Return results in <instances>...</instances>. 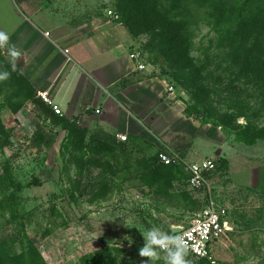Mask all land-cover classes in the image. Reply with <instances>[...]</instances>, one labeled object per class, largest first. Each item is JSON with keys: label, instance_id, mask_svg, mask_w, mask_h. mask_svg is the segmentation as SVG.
<instances>
[{"label": "rangeland", "instance_id": "1", "mask_svg": "<svg viewBox=\"0 0 264 264\" xmlns=\"http://www.w3.org/2000/svg\"><path fill=\"white\" fill-rule=\"evenodd\" d=\"M116 3L0 0V31L22 53L13 71L7 51L0 49V71L11 73L0 82V252L16 259L13 264H142L140 232L155 225L178 233L213 197L228 210L233 231L213 246L212 261L192 259L193 264H264V95L256 83L262 66L253 64L256 73L250 81L241 78L237 85L242 92L234 96L220 93L215 78L212 82L203 79L214 92L204 108L195 110V98L180 87L175 72L154 62L150 42L157 31L134 33L112 20L108 11L118 15ZM203 3L192 2L191 16H183L192 24L190 53L197 65L207 57L217 58L215 62L220 59L225 52L223 40L230 36L236 19L249 23L261 18L258 32H264V0H224L220 6L217 1ZM210 4L216 8L214 12ZM49 12L64 14L66 22L62 23L75 30L94 23L111 44L138 53L140 62L149 67L148 78L159 77L173 88L174 98L190 122L191 127L184 128L186 140L170 131L178 145L164 147L155 133L149 139L124 134L127 141L121 142L116 134L85 127L69 114L55 117L38 97L47 68L42 61L31 60V50L45 31L36 26L34 16ZM67 28H59L55 36L66 35ZM223 84L228 85L225 80ZM23 89L35 92L25 100ZM236 97L240 99L236 101ZM134 138L144 149L142 161L152 169L165 171L158 160L160 152L176 159L167 170L175 178L170 193L176 197L158 198L142 186L137 175L140 168L134 162L139 160L132 162L130 170L118 173L114 169L117 176L104 174L109 163L114 167L118 163L121 152L117 148L132 147ZM99 141L105 147L98 148ZM209 160L215 167L206 176L208 187L191 190L187 167ZM185 194L189 196L186 201ZM125 236L135 241L132 247ZM157 264H163V259Z\"/></svg>", "mask_w": 264, "mask_h": 264}, {"label": "crops", "instance_id": "2", "mask_svg": "<svg viewBox=\"0 0 264 264\" xmlns=\"http://www.w3.org/2000/svg\"><path fill=\"white\" fill-rule=\"evenodd\" d=\"M34 19L41 32L49 33L43 32L31 50L32 63L42 61L48 71L41 91L37 90L48 92L64 116L69 114L85 127L116 135L149 139L155 133L164 147L180 143L170 131L186 140L184 128L190 122L174 93L168 91L165 80L148 78V66L139 70L128 47L111 44L94 23L75 30L62 23L66 22L64 14L42 13ZM67 26L66 35L55 36L59 28Z\"/></svg>", "mask_w": 264, "mask_h": 264}, {"label": "trees", "instance_id": "3", "mask_svg": "<svg viewBox=\"0 0 264 264\" xmlns=\"http://www.w3.org/2000/svg\"><path fill=\"white\" fill-rule=\"evenodd\" d=\"M116 1L120 24L130 28L134 33L157 31L152 39L153 41L150 42V46H152V48L154 46L153 51L150 52L153 53L152 56L155 60L154 62L166 65V67L168 66L173 73L175 72L174 74L176 75L180 87L188 90L195 98V110H201V108H204L208 104L211 94L214 92L213 87L210 89L209 86L204 83L203 79H208L212 82L213 78H215V80H218L217 85L219 84L220 90L218 91L220 93L226 92V94L230 93L231 96H234L239 92H242L237 85L241 78L245 77V80L250 81L251 76H254L256 73V71L252 70L253 64L262 66L260 77L257 78L258 80H256V83L258 89L264 95V32L263 34L258 32L261 18L258 19V17H256L255 19H251L249 23L243 20V22H241V20L236 19V21L231 24L232 30L230 36H227V38L223 40L222 48L225 52L219 57L220 59L215 62L217 58L213 59L212 57H207L204 58L205 62L197 65V60L192 57L190 53V27L192 24L186 19H183V16L187 14V17L191 16L190 5L192 2L204 6L203 0ZM209 1H217L219 6L224 2V0ZM210 6L214 12L216 8L211 4ZM261 27H264L263 20L261 21ZM154 40H158V43ZM262 52L263 55L261 56ZM261 58L263 59L261 60ZM209 67H213L215 70L208 73ZM235 70L236 72H234ZM214 73H217L218 76H214ZM21 79L26 85H28L23 78ZM224 80L228 83L226 87L223 84ZM24 91L25 89L22 90V92ZM31 91H25L24 94H27L25 100L32 97V94L35 91ZM239 99V97H236V101ZM50 111L52 112L51 109ZM52 114L55 117L63 118L56 116L53 112ZM141 142L144 145L146 144L143 141ZM97 144V147L100 149L105 147L102 141L97 142ZM131 144L133 145L132 147L126 145L118 147L116 143L114 144L121 152V156L115 167L113 165L111 166L108 162L109 164L107 166L109 171H105L104 174L109 172V174H113V177L117 176L119 172L130 170L134 160H139L134 162L138 163L136 166L140 168L137 175L139 176L138 180H140L141 185L148 187V189L154 192L158 198L166 199L168 197H176L170 193L172 188L171 182L175 180L172 170L167 171L170 169V166H164L163 168L165 171L163 172L156 168L152 169L150 165H147L142 161L143 158L141 157L144 156V149H140V140L134 138ZM105 150L106 148H103V152ZM83 151L84 147L82 146V152ZM122 163H125V165H122ZM114 169H118V173H116L117 171L115 172ZM105 181H103L105 183L104 185H109ZM36 182L38 185H41L40 181ZM184 199L186 201L189 199V196L185 194ZM100 254L101 252L96 253L97 256H100ZM106 254L107 257L111 259V262H115L110 254ZM96 255L95 257H97ZM15 260L16 259L0 252V264H13V261Z\"/></svg>", "mask_w": 264, "mask_h": 264}, {"label": "built area", "instance_id": "4", "mask_svg": "<svg viewBox=\"0 0 264 264\" xmlns=\"http://www.w3.org/2000/svg\"><path fill=\"white\" fill-rule=\"evenodd\" d=\"M108 16L114 20L119 21V16L108 11ZM49 34L46 33V36ZM68 53V51H66ZM132 60L137 61L139 70H146L147 66L141 63V57L138 53L130 55ZM169 92L173 91L172 87L168 88ZM38 97L48 106L52 112L59 117L64 116V112L51 98L48 92H39ZM121 142L127 141V136L117 135ZM158 160L164 166L173 165L176 159L169 157L166 153L160 152ZM214 162L209 160L201 163H194L187 167L189 178L187 184L191 190H202L208 187L206 176L214 169ZM233 231V225L228 213V210L220 205L215 198L211 197L205 204L204 209L197 215L192 223L186 228L179 231L177 234L183 235L185 240L190 245L191 259L212 261L213 251L212 248L215 244L219 243L224 237Z\"/></svg>", "mask_w": 264, "mask_h": 264}, {"label": "clouds", "instance_id": "5", "mask_svg": "<svg viewBox=\"0 0 264 264\" xmlns=\"http://www.w3.org/2000/svg\"><path fill=\"white\" fill-rule=\"evenodd\" d=\"M0 49H5L10 58L13 71L22 53L15 45L10 43V37L6 32L0 31ZM22 74V73H21ZM7 70L0 71V82L10 78ZM129 228V227H128ZM143 246L138 249V255L142 258V264H157L163 259V264H193L190 256V245L183 235L165 231L160 226H152L141 233ZM128 246L132 247L135 241L131 236H125Z\"/></svg>", "mask_w": 264, "mask_h": 264}]
</instances>
